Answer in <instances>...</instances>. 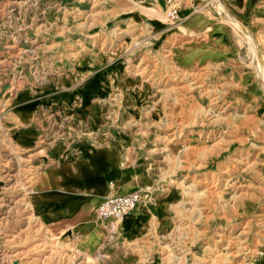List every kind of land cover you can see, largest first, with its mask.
<instances>
[{
  "label": "rangeland",
  "instance_id": "1",
  "mask_svg": "<svg viewBox=\"0 0 264 264\" xmlns=\"http://www.w3.org/2000/svg\"><path fill=\"white\" fill-rule=\"evenodd\" d=\"M104 147L134 209L43 221ZM0 264H264V0H0Z\"/></svg>",
  "mask_w": 264,
  "mask_h": 264
},
{
  "label": "crops",
  "instance_id": "2",
  "mask_svg": "<svg viewBox=\"0 0 264 264\" xmlns=\"http://www.w3.org/2000/svg\"><path fill=\"white\" fill-rule=\"evenodd\" d=\"M244 7L245 2H241L240 8H234L232 10L234 16L243 17ZM101 151L88 158L86 160L88 163L83 161L84 163L73 165L62 161L61 164L54 163L46 170L43 186L40 188L38 184V191L41 201L51 207V210L46 214V220L43 221L50 223L60 219H71L85 205L91 206L96 203V207L105 195H115L110 194L112 183L108 179L115 180L113 176L116 175V167L113 165L114 162L110 163V159L113 160L111 156L107 157L108 150L104 147ZM111 170L115 172H110ZM49 171L52 173L50 176L47 174ZM131 191L134 190H126L121 194ZM126 220L128 218L125 222ZM103 221L110 222L109 220Z\"/></svg>",
  "mask_w": 264,
  "mask_h": 264
},
{
  "label": "built area",
  "instance_id": "3",
  "mask_svg": "<svg viewBox=\"0 0 264 264\" xmlns=\"http://www.w3.org/2000/svg\"><path fill=\"white\" fill-rule=\"evenodd\" d=\"M140 197L141 193L138 191L105 196L95 207L93 214L99 220H109L110 230L111 226L116 225L123 216L134 209Z\"/></svg>",
  "mask_w": 264,
  "mask_h": 264
},
{
  "label": "bare ground",
  "instance_id": "4",
  "mask_svg": "<svg viewBox=\"0 0 264 264\" xmlns=\"http://www.w3.org/2000/svg\"><path fill=\"white\" fill-rule=\"evenodd\" d=\"M123 218H124V216L122 217V219H123ZM122 219H121V220H122ZM121 220H120V221H121ZM115 227H116V226L114 225V226H113V229H115Z\"/></svg>",
  "mask_w": 264,
  "mask_h": 264
}]
</instances>
